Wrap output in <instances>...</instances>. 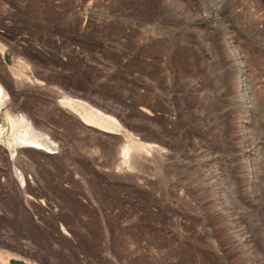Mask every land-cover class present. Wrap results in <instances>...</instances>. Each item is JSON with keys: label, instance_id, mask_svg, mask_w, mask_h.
Listing matches in <instances>:
<instances>
[{"label": "rangeland", "instance_id": "1", "mask_svg": "<svg viewBox=\"0 0 264 264\" xmlns=\"http://www.w3.org/2000/svg\"><path fill=\"white\" fill-rule=\"evenodd\" d=\"M0 86V252L264 264V0H0Z\"/></svg>", "mask_w": 264, "mask_h": 264}, {"label": "bare ground", "instance_id": "2", "mask_svg": "<svg viewBox=\"0 0 264 264\" xmlns=\"http://www.w3.org/2000/svg\"><path fill=\"white\" fill-rule=\"evenodd\" d=\"M230 46L232 48V45H230ZM231 50H232L233 57L235 55L237 56V53L234 52L233 49H231ZM236 59H237V57H236ZM241 81H242V85H240L238 88L241 91L240 95H245V92H247V91H245L246 89L244 88L242 75H241ZM5 95H7L6 92L4 91L3 87L0 86V99ZM71 101L72 102L70 103V106L74 110H76L78 112V114H80L85 119H88L89 117H91V119H93L95 117H108L104 113L100 112L98 109H94L93 107L89 106L86 102L80 101L78 99L77 100H71ZM12 121H13L12 127L15 129H20V131H22L20 136H19V141L15 142L16 144H21V146H23V147H32V148H36V149H43V145L50 147L51 144L53 143V141L48 137L47 134L44 135V133L41 134L38 131H36V129H34L33 126L30 124V122H28V119L15 117ZM42 136L43 137L45 136V138L42 139L41 138ZM49 152L51 153L52 151H49ZM16 172H17V175L19 176L20 180L23 183L24 178H23L22 173L18 169H16Z\"/></svg>", "mask_w": 264, "mask_h": 264}, {"label": "crops", "instance_id": "3", "mask_svg": "<svg viewBox=\"0 0 264 264\" xmlns=\"http://www.w3.org/2000/svg\"><path fill=\"white\" fill-rule=\"evenodd\" d=\"M12 259L22 261V262H24L25 264H29L28 261H26L25 259L17 258V257L10 258L9 261H6V259H4V257L2 256V252H0V264H11V260H12ZM30 264H36V263L30 261Z\"/></svg>", "mask_w": 264, "mask_h": 264}, {"label": "trees", "instance_id": "4", "mask_svg": "<svg viewBox=\"0 0 264 264\" xmlns=\"http://www.w3.org/2000/svg\"><path fill=\"white\" fill-rule=\"evenodd\" d=\"M2 256L4 257V259H6V261H9V259L12 256V253H6V254L2 253ZM28 263L30 264V261H28ZM11 264H25V263L22 261H19V260L12 259ZM36 264H38V263H36Z\"/></svg>", "mask_w": 264, "mask_h": 264}]
</instances>
